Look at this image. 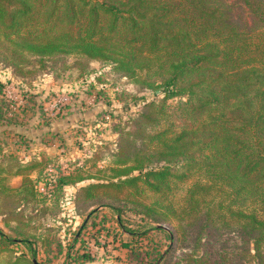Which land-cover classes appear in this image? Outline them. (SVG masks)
Returning <instances> with one entry per match:
<instances>
[{
  "label": "trees",
  "instance_id": "16d2710c",
  "mask_svg": "<svg viewBox=\"0 0 264 264\" xmlns=\"http://www.w3.org/2000/svg\"><path fill=\"white\" fill-rule=\"evenodd\" d=\"M26 54L39 62L66 55L111 62L159 91L164 97L148 107L161 115L157 124L166 123L150 136L148 155L121 161L118 176L126 179L116 187L152 194L145 209L155 224L169 214L191 224L199 214L219 229H242L248 256L263 262L264 210L254 203L264 205V0H0V60L23 75ZM173 99L177 112L169 109ZM7 160L0 159V172ZM41 165L18 168L21 188ZM85 179L62 174L57 181L68 186ZM98 186L81 187L78 197ZM178 193L187 205L171 200ZM183 234L181 227L170 237ZM0 237L7 238L2 231ZM169 251L151 264L167 263ZM221 254L227 263L228 252Z\"/></svg>",
  "mask_w": 264,
  "mask_h": 264
},
{
  "label": "rangeland",
  "instance_id": "374dc122",
  "mask_svg": "<svg viewBox=\"0 0 264 264\" xmlns=\"http://www.w3.org/2000/svg\"><path fill=\"white\" fill-rule=\"evenodd\" d=\"M26 56L23 75L0 60V159L10 158L0 172V231L7 237H0V264L34 259L39 264H151L170 245L167 263L161 258L158 264H191L190 256L211 259V264H260L248 256L242 229H219L199 214L191 224L181 214L155 224L145 209L152 194L116 187L126 179L118 176L121 161L148 155L150 136L166 123L157 124L161 115L148 107L164 97L159 91L125 76L111 62L80 55L39 62ZM178 102L168 101L169 109L177 112ZM41 162L27 174L32 183L21 188L18 168ZM62 174L89 179L60 186ZM90 185L99 186L78 197L79 189ZM170 198L178 207L187 205L179 193ZM254 205L264 210L263 204ZM181 227L185 234L174 241ZM124 228L137 234L123 233ZM223 251L229 254L227 263Z\"/></svg>",
  "mask_w": 264,
  "mask_h": 264
},
{
  "label": "water",
  "instance_id": "95a60500",
  "mask_svg": "<svg viewBox=\"0 0 264 264\" xmlns=\"http://www.w3.org/2000/svg\"><path fill=\"white\" fill-rule=\"evenodd\" d=\"M34 263H35V264H38V262H37L36 260H34Z\"/></svg>",
  "mask_w": 264,
  "mask_h": 264
}]
</instances>
